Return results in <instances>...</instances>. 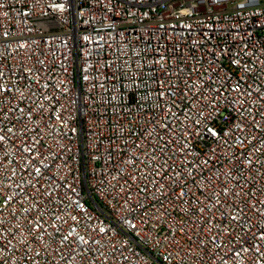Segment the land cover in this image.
Segmentation results:
<instances>
[{"label": "built area", "instance_id": "obj_1", "mask_svg": "<svg viewBox=\"0 0 264 264\" xmlns=\"http://www.w3.org/2000/svg\"><path fill=\"white\" fill-rule=\"evenodd\" d=\"M0 264H264V0H0Z\"/></svg>", "mask_w": 264, "mask_h": 264}]
</instances>
